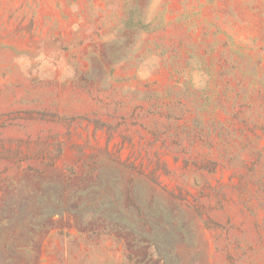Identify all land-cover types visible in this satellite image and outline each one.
I'll use <instances>...</instances> for the list:
<instances>
[{
    "label": "rangeland",
    "instance_id": "1",
    "mask_svg": "<svg viewBox=\"0 0 264 264\" xmlns=\"http://www.w3.org/2000/svg\"><path fill=\"white\" fill-rule=\"evenodd\" d=\"M0 264H264V0H0Z\"/></svg>",
    "mask_w": 264,
    "mask_h": 264
}]
</instances>
